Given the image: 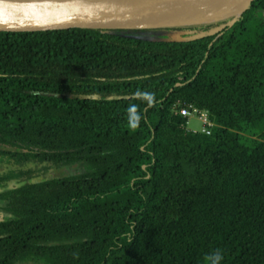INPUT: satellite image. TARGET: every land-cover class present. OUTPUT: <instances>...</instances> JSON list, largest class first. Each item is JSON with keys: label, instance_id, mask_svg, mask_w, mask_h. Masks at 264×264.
Masks as SVG:
<instances>
[{"label": "trees", "instance_id": "obj_1", "mask_svg": "<svg viewBox=\"0 0 264 264\" xmlns=\"http://www.w3.org/2000/svg\"><path fill=\"white\" fill-rule=\"evenodd\" d=\"M179 28L0 32V264H264V0Z\"/></svg>", "mask_w": 264, "mask_h": 264}, {"label": "water", "instance_id": "obj_2", "mask_svg": "<svg viewBox=\"0 0 264 264\" xmlns=\"http://www.w3.org/2000/svg\"><path fill=\"white\" fill-rule=\"evenodd\" d=\"M255 0H172L149 8L136 5L126 12L105 14L90 12L71 3L53 9V14L35 16L19 0H0V32L103 31L179 28L213 23L244 13Z\"/></svg>", "mask_w": 264, "mask_h": 264}, {"label": "bare ground", "instance_id": "obj_3", "mask_svg": "<svg viewBox=\"0 0 264 264\" xmlns=\"http://www.w3.org/2000/svg\"><path fill=\"white\" fill-rule=\"evenodd\" d=\"M169 1L172 0H19V3L29 13L43 17L53 14L55 8L71 3L83 5L90 12L119 14L136 5L153 8ZM187 1L189 0H180L181 3Z\"/></svg>", "mask_w": 264, "mask_h": 264}, {"label": "rangeland", "instance_id": "obj_4", "mask_svg": "<svg viewBox=\"0 0 264 264\" xmlns=\"http://www.w3.org/2000/svg\"><path fill=\"white\" fill-rule=\"evenodd\" d=\"M139 35L150 39L183 40L190 38L189 37L190 32L181 28H166L161 30L146 31L140 33ZM177 107H178L177 110H179L180 106ZM203 113H208L207 115L209 116V119L212 120L209 112H206L204 110ZM203 127H204V122L203 119L199 117V115H193L190 117V121L187 125L188 132L190 133L203 132ZM10 167L11 165L0 164V172L8 170ZM73 170L74 168H62L53 171L52 174L56 176H64L70 172H73Z\"/></svg>", "mask_w": 264, "mask_h": 264}, {"label": "built area", "instance_id": "obj_5", "mask_svg": "<svg viewBox=\"0 0 264 264\" xmlns=\"http://www.w3.org/2000/svg\"><path fill=\"white\" fill-rule=\"evenodd\" d=\"M203 111L204 110L194 106L193 104H185L181 106L179 110H177V113L189 119L193 115H199V117L203 119V122H204L203 132L206 134H211L212 128L215 126L216 123L209 119V116L207 115L208 113H203Z\"/></svg>", "mask_w": 264, "mask_h": 264}, {"label": "clouds", "instance_id": "obj_6", "mask_svg": "<svg viewBox=\"0 0 264 264\" xmlns=\"http://www.w3.org/2000/svg\"><path fill=\"white\" fill-rule=\"evenodd\" d=\"M138 96H141L142 98L146 99L148 102V107H152L154 104V97L150 93H137ZM136 106H130L129 107V113L135 111ZM140 117L137 116L135 121H129L132 125V127H136L139 123ZM224 260V255L221 250L216 249L213 252L209 253L207 256V262L208 264H222Z\"/></svg>", "mask_w": 264, "mask_h": 264}, {"label": "crops", "instance_id": "obj_7", "mask_svg": "<svg viewBox=\"0 0 264 264\" xmlns=\"http://www.w3.org/2000/svg\"><path fill=\"white\" fill-rule=\"evenodd\" d=\"M189 121H190V119H189ZM189 121H188V123H189Z\"/></svg>", "mask_w": 264, "mask_h": 264}]
</instances>
